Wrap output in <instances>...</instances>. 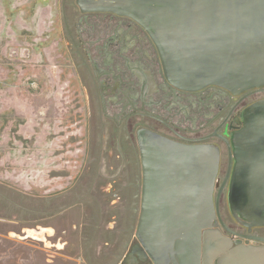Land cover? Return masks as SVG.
I'll use <instances>...</instances> for the list:
<instances>
[{
    "label": "water",
    "instance_id": "water-1",
    "mask_svg": "<svg viewBox=\"0 0 264 264\" xmlns=\"http://www.w3.org/2000/svg\"><path fill=\"white\" fill-rule=\"evenodd\" d=\"M77 2L82 13H115L142 25L157 46L166 78L179 88L218 85L235 92L264 86V0ZM243 118V127L232 135L235 167L228 198L232 214L251 230L264 226V99ZM140 144L144 172L137 242L122 264L129 258L132 264H214L216 258L217 264H262L264 247L231 249L229 239L209 231L217 218L219 147L179 143L149 130L140 132ZM157 194L169 200L155 201Z\"/></svg>",
    "mask_w": 264,
    "mask_h": 264
},
{
    "label": "rangeland",
    "instance_id": "rangeland-1",
    "mask_svg": "<svg viewBox=\"0 0 264 264\" xmlns=\"http://www.w3.org/2000/svg\"><path fill=\"white\" fill-rule=\"evenodd\" d=\"M107 18L83 17L76 0H0V174L12 188L21 181L33 195L52 176L74 186L98 164L132 161L130 130L106 105L83 43L87 19ZM42 261L0 241V264Z\"/></svg>",
    "mask_w": 264,
    "mask_h": 264
},
{
    "label": "flooded vegetation",
    "instance_id": "flooded-vegetation-1",
    "mask_svg": "<svg viewBox=\"0 0 264 264\" xmlns=\"http://www.w3.org/2000/svg\"><path fill=\"white\" fill-rule=\"evenodd\" d=\"M76 3L81 10L77 0ZM92 14L108 15L109 18L87 19L89 30L82 36L83 43L92 58L96 77L103 79L101 94L106 105L120 114V126L124 124L126 130H130L127 138L133 155L132 163L139 170L138 196L141 203L144 172L140 144L142 130L179 143L217 146L220 148V171L214 191L217 218L209 231L213 236L229 239L231 249L245 245L264 247L263 242L253 240L264 238V226L250 230L243 225L230 211L228 198L229 172L235 167L232 135L243 127L245 111L264 99V86L235 92L218 85L199 90L179 88L166 78L157 46L142 25L130 17L109 12L83 13V17ZM162 165L156 163V167ZM158 183V189H162L163 184ZM153 199L158 202L169 200L161 194L154 195ZM136 242L137 239L130 250ZM261 253L260 262L264 264V248ZM132 263L133 259L129 258L125 264ZM214 264H217V258Z\"/></svg>",
    "mask_w": 264,
    "mask_h": 264
},
{
    "label": "crops",
    "instance_id": "crops-1",
    "mask_svg": "<svg viewBox=\"0 0 264 264\" xmlns=\"http://www.w3.org/2000/svg\"><path fill=\"white\" fill-rule=\"evenodd\" d=\"M88 171L74 186L52 176L33 195L1 173L0 241L33 250L39 264H122L141 213L139 170L129 161Z\"/></svg>",
    "mask_w": 264,
    "mask_h": 264
}]
</instances>
